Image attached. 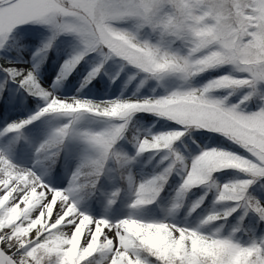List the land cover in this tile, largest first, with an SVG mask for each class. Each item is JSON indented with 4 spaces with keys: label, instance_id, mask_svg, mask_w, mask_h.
<instances>
[{
    "label": "snow or ice",
    "instance_id": "1",
    "mask_svg": "<svg viewBox=\"0 0 264 264\" xmlns=\"http://www.w3.org/2000/svg\"><path fill=\"white\" fill-rule=\"evenodd\" d=\"M0 264H264V0H0Z\"/></svg>",
    "mask_w": 264,
    "mask_h": 264
}]
</instances>
